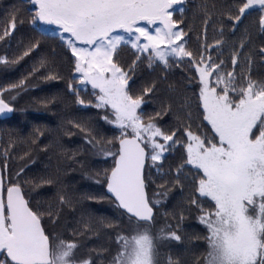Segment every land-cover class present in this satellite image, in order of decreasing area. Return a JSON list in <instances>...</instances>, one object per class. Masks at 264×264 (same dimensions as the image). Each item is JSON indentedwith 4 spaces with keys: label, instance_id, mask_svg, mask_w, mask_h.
<instances>
[{
    "label": "snow or ice",
    "instance_id": "6c2138e0",
    "mask_svg": "<svg viewBox=\"0 0 264 264\" xmlns=\"http://www.w3.org/2000/svg\"><path fill=\"white\" fill-rule=\"evenodd\" d=\"M23 4L28 7L14 6L0 26V41L12 36L18 25L27 24L34 35L21 41L18 54L0 56V68L19 64L48 44L50 55L41 56L33 72L43 68L44 79L63 80L54 67L59 48L64 53L60 62L69 65L66 86L74 103L99 110L100 119L119 133L99 148L112 159L103 173L107 194L128 224L116 232V251L108 264H160L159 242L183 243V211L174 217L175 227L166 224L158 233L152 231L162 206L160 197L177 186L182 193L190 189L186 204L198 213L204 233L203 251L195 264H264V75L253 77L245 24L255 16L258 31L264 33V0H230L219 12L215 4L201 0L193 12V18L201 16L203 35L196 51L187 46L186 37L193 31L185 23L188 0H23ZM210 22L213 27L221 25L220 38L211 44ZM225 24L233 33L244 26L245 38L238 46L223 39ZM125 50L131 53L128 59ZM259 54L264 58V48ZM142 67L164 73L179 68L185 87L193 90L191 96L180 93L183 118L173 113L174 126L158 122L172 111L171 104L161 105L154 115L143 112L145 97L155 94L157 82L135 91V82L130 81ZM26 79L0 88V118L23 112L13 101ZM89 89L92 99L86 100L81 93ZM169 91L178 90L169 85ZM69 123L97 149L100 141L92 129L77 121ZM174 153H179V161L165 173L171 179L158 186L162 191L150 195L155 184L152 171L162 173ZM3 155L6 168L7 149ZM21 172L7 186L0 172V264H97L91 255L79 254L77 236L94 232L91 222H84L83 230L72 232L71 238L55 232L49 226L58 222L63 208L73 207L72 200L59 195L55 210L51 205L43 208L32 200L26 190L30 181ZM103 226L119 228L111 222ZM166 264L181 260L169 255Z\"/></svg>",
    "mask_w": 264,
    "mask_h": 264
},
{
    "label": "trees",
    "instance_id": "16d2710c",
    "mask_svg": "<svg viewBox=\"0 0 264 264\" xmlns=\"http://www.w3.org/2000/svg\"><path fill=\"white\" fill-rule=\"evenodd\" d=\"M200 2L201 0H188V9L190 10L185 12V23L190 24L193 28V31L189 32L186 37L187 46L193 51L198 50L203 42L201 16L197 14L193 18V12L197 11V5ZM208 2L210 5L215 4V11L219 12L230 0H208ZM14 6H22L25 9L28 7L23 4V0H0V26ZM217 19L218 17L215 15L212 17L213 21ZM245 24L249 33L246 50H251L253 54V77L260 78L264 75V58L259 54V49L264 48V33L258 31L255 16L250 17ZM220 26L217 23L213 27L210 22L207 30L208 43L211 44L220 38L218 31ZM224 28L223 39L229 46H238L239 42L245 38L244 26H241L235 33L229 30L227 24L224 25ZM32 35L34 33L31 32L27 24L18 25L12 36L6 38V41H0V56L7 55L11 58L14 54H18L21 41L27 42ZM198 36H200L199 40ZM57 53V63L54 67L64 77L63 80L44 79L47 73L43 68L33 72V66L38 64L40 57L50 55L48 44H45L39 52H34L32 56L26 57L19 64L8 69L0 68V88H7L10 84L27 78L25 86L18 90L22 99L18 97L13 101L15 107L23 112L14 113L9 119H0V172H2L5 181H9L14 179L13 175L19 171L18 167L24 166L21 175L30 181L26 190H30L32 200L39 202L43 208H48L51 205V208L55 210L58 207L59 195L71 199L73 207L71 209L63 208L60 213V216H67L69 234L83 230L84 222L90 221L95 231L85 232L83 236H77V239H85L91 251L95 249L96 252H99L98 258L103 261L110 248L108 246L107 251L102 250L106 249L110 241H115L116 236L114 232L116 228H106L103 223L111 222L115 225L118 219L122 222L126 220L120 218L119 211L104 188L106 185L103 183V173L112 166V159L111 157L105 158L104 155H97V152H100L99 148L106 147L104 140L119 133L100 119L99 110L92 107L84 108L74 103V97L69 94L66 86V82L70 78L69 65L67 62H60L64 53L59 48H57ZM212 54L215 57L214 51ZM124 56L128 59L131 53L125 50ZM223 58L226 62L229 59L227 48H225ZM165 75L167 79H161ZM133 81L135 82L134 90L137 92L142 86H146L152 81L157 82L155 94L146 96L145 103L142 105L145 115H154L160 110L161 105L171 104L172 111L163 115L158 122L162 125L174 126L177 122L176 115L183 118L180 93L191 96L193 90L185 87L187 82L179 68L164 73L160 69L153 72L142 67L132 76L130 83ZM169 85H173L178 90L177 93L170 92ZM90 91L89 89L88 93L82 92L81 95L86 100L92 99ZM12 94L16 95V92L14 91ZM5 98H9L8 93H5ZM70 120L80 122L92 129V135L100 141L97 149H93L86 143L84 134L74 128L69 123ZM10 142L12 143L11 147ZM5 149L8 150L6 168L3 155ZM176 160L175 162H165L164 166H174L178 163L179 154ZM79 170L82 173L83 171L90 172V170L92 172L84 173L80 180H75ZM167 172L168 170H163V175L160 176L155 170L152 171L151 179L155 181V184L149 188V194L156 188L162 191L158 186L166 184L171 179L170 176L165 175ZM87 176L90 178L87 179ZM42 179H51L53 183L43 184L41 183ZM97 180H100L102 185L97 183ZM34 185L38 186L34 187ZM189 191L190 189L187 187L183 193L179 186L170 187L167 195L171 197V194L174 193L177 195L176 202H179L186 200ZM88 197H95V199ZM169 200L171 201V199ZM106 207H109L110 210H106ZM194 212L198 215L195 209ZM198 225L193 228V235L196 239H202L204 233L202 227ZM193 241L194 249L203 242L195 239ZM96 252L93 253L96 254Z\"/></svg>",
    "mask_w": 264,
    "mask_h": 264
},
{
    "label": "rangeland",
    "instance_id": "374dc122",
    "mask_svg": "<svg viewBox=\"0 0 264 264\" xmlns=\"http://www.w3.org/2000/svg\"><path fill=\"white\" fill-rule=\"evenodd\" d=\"M18 97H20V95L16 96V98H18ZM178 154L179 153H174L173 155L169 156V158L166 162L168 163L169 161H172V162L177 161L176 157ZM97 155L103 156V154L101 152H97ZM18 168H19V171H17V172H20L21 169H23V171H24V166H19ZM163 170H169V167L164 166ZM163 170H162V173H160V176L163 175ZM90 172H92V171L90 170ZM90 172L83 171V173H82L79 170V171H77L76 177L74 175L73 176L75 177V180H80L84 173L88 174ZM16 173L13 175L14 179L16 178ZM167 177H169V176H167ZM89 178L90 177L87 176V179H89ZM8 180H9V178H8ZM91 181H93V180L91 179ZM7 183H8V181H5L6 186H7ZM100 184L102 185V182H100ZM104 188H106V187L104 186ZM78 190H80V188H78ZM152 191L150 192V195H151ZM155 191L159 192L160 190L158 188H156ZM160 199L162 201V206L159 207L156 211L155 225L152 228V231L154 234L158 233L159 230L161 228H164L166 224H171L173 227H175L177 220L174 217H178V215L180 214L181 211H183L184 217H185L184 220L180 223V233L183 236V243H180V244L171 243V244H169L166 241L159 242V244H158V248H159L158 257H159L160 264H166V259L169 255H171L175 258H179L181 260V264H195L197 257H199L203 251V242L198 247L196 246V248L194 249V247H193L194 241L193 240L195 239L196 241H202V239H196V237H194V235H193L194 234L193 228H195V225L199 224L198 226L202 227V225L199 223V221L197 219V215L195 214L194 209H188V206L186 204L187 198H186V200L176 202L177 195H174V193L171 194V197H170V195H167V196L160 197ZM169 199H171V201ZM105 209L110 210L109 207H106ZM116 223H115V225H118L119 228H116V230L114 231L115 233L120 229H126L128 227L127 221L122 222L121 220L118 219L116 221ZM194 223H197V224H194ZM67 226H68L67 216L62 215L59 217V220L56 224L49 226V227L52 228L55 232L63 233L66 237L71 238ZM78 241L80 242V244L82 246L79 254L81 256L91 255L93 259L97 260V264H108V261L110 260L111 256L116 251L115 241L114 240L110 241L106 247V249H107L109 246L110 250L107 251L108 252L106 254L107 256L102 261V260H100V258L97 257V255L95 253H93L91 251V249L88 246L87 241L85 239L80 240V238H79Z\"/></svg>",
    "mask_w": 264,
    "mask_h": 264
},
{
    "label": "water",
    "instance_id": "95a60500",
    "mask_svg": "<svg viewBox=\"0 0 264 264\" xmlns=\"http://www.w3.org/2000/svg\"><path fill=\"white\" fill-rule=\"evenodd\" d=\"M0 119H4V118H0ZM9 119V118H8ZM105 190H106V194H107V189L105 188ZM108 195V194H107ZM109 196V195H108Z\"/></svg>",
    "mask_w": 264,
    "mask_h": 264
}]
</instances>
